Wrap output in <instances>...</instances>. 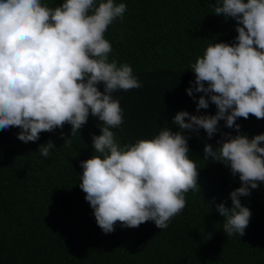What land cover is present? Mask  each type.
<instances>
[{
    "label": "clouds",
    "instance_id": "clouds-1",
    "mask_svg": "<svg viewBox=\"0 0 264 264\" xmlns=\"http://www.w3.org/2000/svg\"><path fill=\"white\" fill-rule=\"evenodd\" d=\"M211 7L215 15L236 21L238 35L233 44H210L191 64L195 79L186 92L198 114L178 111L172 120L178 131L164 127L151 139L121 148L112 129L124 123L123 109L113 94L142 82L129 64L109 61L112 45L104 34L123 19L127 5L63 0L51 8L41 0H0V131L15 127L20 141L36 142L42 132L65 124L74 136L90 116L96 118L100 134L92 135V148L98 155L80 161L79 187L105 234L117 222L138 228L152 221L166 229L183 211L185 193L200 191L185 132L201 129L209 140L218 132L226 137L216 147L205 143L203 158L238 175L231 207L222 202L216 211L225 219V234H245L251 211L240 198L264 183V133L249 138L236 121L250 115L264 119V0H216ZM210 103L215 114H199ZM220 121L237 134L223 132ZM70 136L64 144L71 143ZM53 147L49 140L38 151L49 157Z\"/></svg>",
    "mask_w": 264,
    "mask_h": 264
},
{
    "label": "trees",
    "instance_id": "trees-1",
    "mask_svg": "<svg viewBox=\"0 0 264 264\" xmlns=\"http://www.w3.org/2000/svg\"><path fill=\"white\" fill-rule=\"evenodd\" d=\"M62 2L41 0L51 8ZM114 2L125 3L127 9L104 34L112 45L109 61L129 64L142 82L138 89L113 94L123 109L124 123L112 129L122 148L151 139L164 127L178 131L172 123L178 111L198 114L196 101L186 92L195 79L191 64L210 44L235 43L238 33L236 21L214 14L216 0ZM215 112L210 103L199 114ZM98 123L90 116L74 136L65 124L28 143L17 138L18 128L0 131V264H264V183L240 198L251 211L245 234L223 232L225 219L216 204L231 207L229 193L241 182L229 167L203 158L205 143L216 147L226 138L219 132L211 140L203 129L185 132L200 191L185 193V208L166 229L152 221L138 228L117 222L113 232L103 233L79 187L80 161L98 155L92 148V135L100 134ZM236 123L249 138L264 133V119L250 115ZM219 127L237 134L224 121ZM68 136L71 143L64 144ZM49 140L55 147L43 157L38 147Z\"/></svg>",
    "mask_w": 264,
    "mask_h": 264
}]
</instances>
